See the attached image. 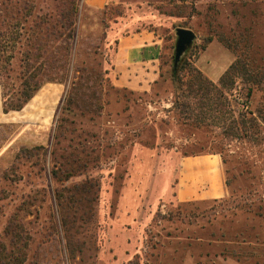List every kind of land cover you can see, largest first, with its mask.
<instances>
[{
	"label": "rangeland",
	"instance_id": "374dc122",
	"mask_svg": "<svg viewBox=\"0 0 264 264\" xmlns=\"http://www.w3.org/2000/svg\"><path fill=\"white\" fill-rule=\"evenodd\" d=\"M136 33L163 53L147 90L116 83ZM0 264H264V0H0Z\"/></svg>",
	"mask_w": 264,
	"mask_h": 264
},
{
	"label": "crops",
	"instance_id": "0c3cea01",
	"mask_svg": "<svg viewBox=\"0 0 264 264\" xmlns=\"http://www.w3.org/2000/svg\"><path fill=\"white\" fill-rule=\"evenodd\" d=\"M144 33H136L119 38L116 51V83L119 86L137 90H147L151 81L157 77V63L160 57V47L156 41L146 37ZM209 73L204 71L210 78L220 77L224 71ZM214 76L216 78H214ZM202 163L205 168L215 161H210L207 156L183 157L181 159L182 171H189L195 164ZM217 175V172H216ZM226 193L224 185L215 178L209 179L207 188L197 190L192 185L178 188L176 198L183 200L193 195L196 198L220 197Z\"/></svg>",
	"mask_w": 264,
	"mask_h": 264
},
{
	"label": "trees",
	"instance_id": "16d2710c",
	"mask_svg": "<svg viewBox=\"0 0 264 264\" xmlns=\"http://www.w3.org/2000/svg\"><path fill=\"white\" fill-rule=\"evenodd\" d=\"M74 23L72 21H70V19H67V24H62L61 27H63L64 29H68L70 26H72ZM69 32L67 34V36L69 37V40H71V43H72V37H73V34L71 32L72 29H68ZM118 42V41H117ZM70 42L69 43H65L64 45L67 46V49L69 50L70 48ZM66 48V47H65ZM68 54L65 55V57H63V61H62V64H61V67H62V73H61V78L60 80L64 79V77L66 76V73H64V69H66V66H68V60H69V57H68ZM163 54V53H162ZM162 54L160 53V59L162 57ZM184 52L182 53V55L180 56L178 62L175 64L174 63V56H172V74L174 76H176L178 74V71L181 70V65H180V60H181V57L183 56ZM67 70V69H66ZM197 71V70H196ZM238 72H241V75H247V72H246V69H245V66L242 64L241 62V58L239 57H236V59L234 60V62L232 64L229 65V67L224 71V73L220 76L219 80L214 83L206 78H203L202 75L200 74L199 71H197L198 75L201 77H198L196 76V80L199 84H201V86H203L202 88L205 89L206 91L207 90H215V91H218V89H220L222 86L224 85H228V84H232L235 80V78H238L240 77V73ZM248 76V75H247ZM204 80H203V79ZM205 87V88H204ZM248 91L250 92L251 91V87H249ZM30 97H28L29 99ZM187 120V118H186ZM204 120L205 118L203 117L202 119L199 118L198 120L195 121V124H202L203 126L204 125H207V123H204ZM239 128L240 126L238 125L236 127V131H237V134H236V138H240L238 136L239 134Z\"/></svg>",
	"mask_w": 264,
	"mask_h": 264
},
{
	"label": "water",
	"instance_id": "95a60500",
	"mask_svg": "<svg viewBox=\"0 0 264 264\" xmlns=\"http://www.w3.org/2000/svg\"><path fill=\"white\" fill-rule=\"evenodd\" d=\"M176 43H175V53H174V63L176 64L182 55V53L191 44L195 37L194 32L191 29L177 27L176 28Z\"/></svg>",
	"mask_w": 264,
	"mask_h": 264
}]
</instances>
